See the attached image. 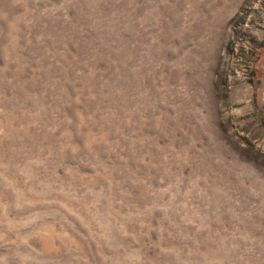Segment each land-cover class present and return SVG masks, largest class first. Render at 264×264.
<instances>
[{"label":"rangeland","instance_id":"1","mask_svg":"<svg viewBox=\"0 0 264 264\" xmlns=\"http://www.w3.org/2000/svg\"><path fill=\"white\" fill-rule=\"evenodd\" d=\"M0 264H264V0H0Z\"/></svg>","mask_w":264,"mask_h":264}]
</instances>
